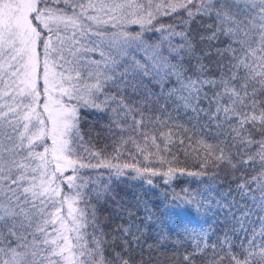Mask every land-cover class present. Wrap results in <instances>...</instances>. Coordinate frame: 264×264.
I'll return each mask as SVG.
<instances>
[{"label": "snow or ice", "instance_id": "6c2138e0", "mask_svg": "<svg viewBox=\"0 0 264 264\" xmlns=\"http://www.w3.org/2000/svg\"><path fill=\"white\" fill-rule=\"evenodd\" d=\"M0 264H264V0H0Z\"/></svg>", "mask_w": 264, "mask_h": 264}]
</instances>
